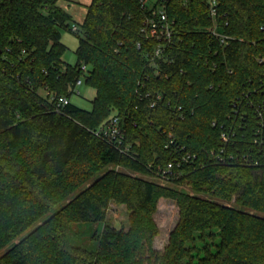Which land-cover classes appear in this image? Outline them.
<instances>
[{"label": "trees", "instance_id": "obj_1", "mask_svg": "<svg viewBox=\"0 0 264 264\" xmlns=\"http://www.w3.org/2000/svg\"><path fill=\"white\" fill-rule=\"evenodd\" d=\"M59 1L0 0V264H264V0H217L226 42L209 0H170L175 35L155 63L140 0H91L75 64ZM80 79L91 109L71 102ZM112 116L119 146L95 132ZM160 197L178 220L156 249ZM112 200L127 229L105 222ZM74 222L100 223L93 247Z\"/></svg>", "mask_w": 264, "mask_h": 264}, {"label": "rangeland", "instance_id": "obj_2", "mask_svg": "<svg viewBox=\"0 0 264 264\" xmlns=\"http://www.w3.org/2000/svg\"><path fill=\"white\" fill-rule=\"evenodd\" d=\"M90 2L91 0H60L59 1V4L63 8H65L73 17L71 21V27L73 25L78 26L77 32H72L70 30H62L61 32L62 33L61 41L67 46V50L63 56V59L66 63L75 64L77 61V56L75 51L79 43V37L82 36L81 25L86 15L87 5ZM76 91H79V93L75 92L72 94L71 102L81 108L91 109L92 107L91 101L96 94L95 89L88 86L83 80L82 83L77 85ZM114 168L121 170L123 169L118 165L114 166ZM141 176L149 179H153L161 184L173 185L172 182H168L166 180H162L160 178L151 175H141ZM88 183L82 185L80 189L84 188L86 185H88ZM79 190L74 192L73 195H75ZM73 195H71L68 199L64 200L61 203V205L66 203ZM129 212L130 211L128 210L125 204H118L114 200H112L107 208L105 222L117 228L124 227L127 229L129 226V220H128ZM154 218L159 227V233L157 234L154 240V247L156 249H162L167 244L169 233L173 229V227L175 226L178 220V207L176 205V202L167 197H160L157 201L156 210L154 212ZM99 224H100L99 222H94L91 225L89 223H83V222L72 223L71 226L73 228V231L71 233V237L73 242L77 245H81L85 247H93L94 242L90 238V233L92 230H96L98 226H100ZM9 247L10 244L0 251V255Z\"/></svg>", "mask_w": 264, "mask_h": 264}, {"label": "built area", "instance_id": "obj_3", "mask_svg": "<svg viewBox=\"0 0 264 264\" xmlns=\"http://www.w3.org/2000/svg\"><path fill=\"white\" fill-rule=\"evenodd\" d=\"M170 0H140L141 6L145 11L144 20L140 27V32L142 36L146 39H154L157 40V45L153 51V57L151 59V63L154 62V58L164 55L166 48L171 44L175 35V27H174V20H171L168 16L167 6ZM209 11L211 17L214 19V26L211 29L215 36H218L222 42H226V36L220 34L216 30V17L218 11V2L217 0H209ZM72 29L74 31H78V26L73 25ZM140 46V44H139ZM83 70H87V65H82ZM82 83V79L78 80L77 85ZM79 93V91H76ZM149 94V93H148ZM147 94V95H148ZM44 95L49 96L51 100L56 102L57 107H62L70 102V98L66 96L55 97L53 93L48 90L44 91ZM162 98V94L158 93L156 95V99H153L151 102V106L157 104V100ZM96 134L104 137L110 142H115L117 146L122 144L124 140V132L121 126L120 118L117 116H112L107 121L105 125L101 128L97 129ZM225 138V135L222 134ZM173 167V163L169 162L167 165V169Z\"/></svg>", "mask_w": 264, "mask_h": 264}]
</instances>
